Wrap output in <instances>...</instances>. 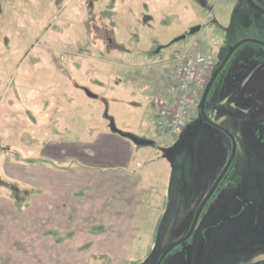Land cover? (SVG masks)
<instances>
[{"label":"rangeland","instance_id":"rangeland-1","mask_svg":"<svg viewBox=\"0 0 264 264\" xmlns=\"http://www.w3.org/2000/svg\"><path fill=\"white\" fill-rule=\"evenodd\" d=\"M141 1L0 3V197L23 206L29 191L2 169L21 165L27 171L42 164L50 166L41 155L54 143L82 142L98 131L121 132L146 141L147 145H135L144 153V165L136 176L143 182L141 190L146 199L157 202L160 194L165 195L157 242L147 263L158 264L165 247L180 236L184 220L196 215L204 189L212 186L227 163L232 140L204 122L201 115L175 140L158 135L156 96L151 101L153 91L144 94L143 84L140 86L133 77L136 72L146 77L145 73L160 64L158 71L170 72L177 50L210 54L216 65L228 51L216 46L221 34L215 20L222 24L239 17L238 12H231V6L220 7L212 0ZM186 3L191 7L188 11ZM247 19L249 26L254 21L263 26L245 30L241 36L264 41V18ZM197 23L207 29L202 35L190 34L198 28L194 27ZM183 28L189 33L187 39L175 42ZM263 52L255 44L240 48L213 94L214 101L229 97L234 110L222 107L223 119L212 117L238 143L230 183H224L215 202L219 196L225 198L234 186H243L240 194L226 211L216 212V204L211 203L192 243L163 264H186V253L195 264L202 248L205 252L200 264H264V89L260 97V88H250L255 80L252 70L264 57ZM92 66H101V72L93 75ZM87 71L91 74H85ZM237 74L239 79L252 77V81L248 86L246 80L236 92L232 83ZM127 97L134 98L130 105ZM160 161H166L168 167L163 169ZM246 161L249 165L244 168ZM35 180L30 178L37 184ZM206 222L210 230L199 234Z\"/></svg>","mask_w":264,"mask_h":264},{"label":"crops","instance_id":"crops-1","mask_svg":"<svg viewBox=\"0 0 264 264\" xmlns=\"http://www.w3.org/2000/svg\"><path fill=\"white\" fill-rule=\"evenodd\" d=\"M255 1L264 8V0ZM217 4L231 6V12H238L239 17L235 22L232 17L228 18L222 24L215 20L221 34L216 46L221 50L251 38L241 36L249 27L247 17L264 18L247 0H222ZM187 6L186 3V11L191 9ZM252 24L262 25L255 21ZM194 27L199 30L195 33L192 30L190 34L202 35L207 29L199 23ZM181 33L189 34L184 28ZM182 35L174 41L183 38ZM160 66L162 64L158 69ZM259 68L253 74L262 69ZM90 69L93 75L102 70L101 66ZM158 69L143 73L148 75L143 78L139 72L133 77L140 86L143 84L144 94L153 91L151 101L162 92L169 73ZM85 74L90 75L91 71ZM133 99L127 97L126 102L130 105ZM220 104L234 110L228 98ZM218 117L223 119L221 115ZM128 136L121 132L98 131L82 142L54 143L44 149L41 159L50 166L42 164L32 170L25 166L27 171L21 165L4 167V174L17 180L30 195L21 208L12 199L0 197V264H147L157 242L165 195L160 194L157 202L145 198L141 190L143 182L136 176L137 169L144 165V153ZM162 164L163 169L168 167L166 161ZM248 165L246 162L242 167ZM32 177L37 184L30 182ZM235 188L226 193L215 207L216 212L225 206V210L230 209L229 197L239 194Z\"/></svg>","mask_w":264,"mask_h":264},{"label":"built area","instance_id":"built-area-1","mask_svg":"<svg viewBox=\"0 0 264 264\" xmlns=\"http://www.w3.org/2000/svg\"><path fill=\"white\" fill-rule=\"evenodd\" d=\"M221 1L212 0L215 4ZM214 65L213 56L202 51L187 49L174 53L163 90L154 102L158 135L175 140L199 115Z\"/></svg>","mask_w":264,"mask_h":264},{"label":"flooded vegetation","instance_id":"flooded-vegetation-1","mask_svg":"<svg viewBox=\"0 0 264 264\" xmlns=\"http://www.w3.org/2000/svg\"><path fill=\"white\" fill-rule=\"evenodd\" d=\"M4 0H0V3H2ZM256 4H257V6L258 7H260L261 9H264L261 5H259L255 0H253ZM249 4V3H248ZM250 5V4H249ZM251 6V5H250ZM252 7V6H251ZM253 8V7H252ZM254 9V8H253ZM254 10H256V9H254ZM257 12H259V13H262V14H264L263 12H260V11H258V10H256ZM3 12H2V7H1V5H0V21H1V18H2V16H3V14H2ZM1 25V24H0ZM259 27H261V26H263V25H258ZM258 26H255V25H253V24H250V26L246 29V30H248V29H252L253 27L254 28H256V29H258V30H260V28L258 27ZM251 38H248V39H242L243 41H258L259 39H256V37H252V36H250ZM252 39V40H251ZM242 40H240V41H238L239 43H241V42H243ZM237 42V43H238ZM258 42H261V43H263L264 44V41H258ZM237 43H235L232 47H230L229 49H225L226 51H228V54H229V52H230V50L234 47V46H236L237 45ZM238 43V44H239ZM246 44H255V43H246ZM246 44H244V45H246ZM244 45H242L240 48H242ZM255 45H258V44H255ZM258 46H260V47H262L263 49H264V47L263 46H261V45H258ZM239 48V49H240ZM238 49V50H239ZM237 50V51H238ZM237 51L233 54V56L231 57V59L229 60V62L227 63V65H226V67L224 68V70L222 71V73L219 75V77H218V79H217V81L220 79V77H221V75L222 74H224V72L227 70V68H228V66H229V64L231 63V61H232V59H233V57L235 56V54L237 53ZM264 53V52H263ZM227 54V55H228ZM227 55L219 62L220 63V65H221V63L225 60V58L227 57ZM260 58V57H259ZM258 59V58H257ZM218 64V63H217ZM217 64L216 65H214V68H213V71H212V75H211V77H210V79H209V81H208V84H207V87H208V85H209V83H210V81H211V79H212V77H213V75L215 74V72L217 71V69L219 68V66L217 67ZM261 67V68H259V69H261L259 72H257V73H255L254 74V77L253 78H255V80L253 81V82H251V81H249L248 82V79L247 78H240L239 79V77L241 76V75H239V74H237L236 76H235V78H234V81H233V83H232V87L233 88H235V90H236V92H237V90H239V88H241L245 83H246V80H247V82H248V86H250V84L252 83V86H250V88H252V89H256V88H260V97H262V95H263V92H262V88L264 89V85H262V84H264V80L261 82V80H259V78H263L262 76H264V57L263 58H260L259 60H257V63L255 64V67H254V69L252 70V72L254 73L256 70H257V68L258 67ZM258 69V70H259ZM256 74H257V76H256ZM217 81H216V83H217ZM251 82V83H250ZM216 83H215V85H216ZM215 85L213 86V88H212V91H211V93H210V95H209V97H210V99H209V97H208V99H209V102L207 101V107H206V113H207V116L210 118V120L211 121H213L214 123H216L217 125H219L216 121H215V119H213V117L212 116H215V117H218V116H223V113L222 112H224V110H223V105H221L220 104V101L221 100H223V99H221L220 101H214V98H213V94H214V89H215ZM207 87H206V89H207ZM206 91V90H205ZM205 93V92H204ZM204 95V94H203ZM203 98V97H202ZM227 98H229V97H227ZM218 107V108H217ZM211 109H214V111L213 110H211ZM201 110V109H200ZM225 113V112H224ZM201 114L199 113V115L197 116V117H199ZM224 117V116H223ZM219 118V117H218ZM220 126V125H219ZM225 129V128H224ZM231 133V132H230ZM233 136V135H232ZM234 137V136H233ZM234 139H235V141H236V143H237V140H236V138L234 137ZM232 140V139H231ZM232 151H233V140H232V147H231V150H230V153H229V157H228V160H227V163L225 164V166L222 168V170L219 172V174H218V176L216 177L217 179L215 180V182L214 183H212V186L211 187H209V188H207V189H204V193L201 195V197H200V199H199V202H198V207H199V209H200V207H201V205H202V203L204 202V200L207 198V196H208V194L210 193V191L212 190V188H213V186L215 185V183L217 182V180H218V178L221 176V174L223 173V171H224V169L226 168V166H227V164H228V162H229V160H230V158H231V155H232ZM237 156H238V143H237V153H236V156H235V159H234V161H233V164H232V166L230 167V169H229V171L227 172V174H226V176L224 177V179L222 180V182H221V184H220V186L218 187V189L216 190V192L214 193V195L211 197V199L209 200V202L207 203V205L205 206V208L203 209V211H202V213H201V215H200V218L198 219V221H197V223H196V227H195V230H194V233L192 234V236L187 240V241H185V242H183L182 244H180V245H178L175 249H173V251L167 256V257H169L170 255H172V254H174L176 251H184V250H182L184 247H186L185 245H189V244H191L192 243V241H193V238H194V236H195V234H196V232H197V229H198V227H199V225H200V223H201V220H202V218H203V216H204V214L206 213V211L208 210V208L210 207V205H211V203H215L216 205H215V207L216 206H218L219 204H220V202H221V200L223 201V198L222 197H224V196H219V198H218V200H217V202H215L216 200V198H217V195H218V193H220V191H222L221 189H222V187H223V185H224V183L226 182V181H228L229 183H230V178H229V175L231 174V172L233 171V168H234V166H235V163H236V160H237ZM246 162H248L249 163V161H246ZM245 162V163H246ZM231 185V184H230ZM236 187V186H235ZM243 186H241V187H239L238 188V186L235 188L236 190H239L240 191V189L242 188ZM239 194H240V192H238ZM238 194V195H239ZM236 198V196H230L229 197V204L228 205H230L231 206V204H233V202L235 201L234 199ZM199 209H198V211H199ZM226 209V206H225V208H224V210ZM227 210H229V208L227 209ZM198 211H197V213H198ZM221 211H223V209L221 210ZM226 211V210H225ZM197 213H196V215H197ZM196 215H189V216H191V219H190V222H189V224H188V226H187V228H186V230L183 232V233H179L180 234V236L178 237V239H176V241H174V243H170L168 246H166L165 247V249H164V251H166L169 247H171L172 245H174V244H176V243H178V242H180L181 240H183V239H185L188 235H189V233L191 232V229H192V227H193V224H194V221H195V218H196ZM188 216V217H189ZM187 217V218H188ZM186 218V219H187ZM185 219V220H186ZM184 220V221H185ZM219 221H222V220H219ZM183 224V223H182ZM182 226V225H181ZM210 225H209V223H205L203 226H201L200 227V231H199V234H202V235H206V233L210 230ZM163 251V252H164ZM200 255H199V257H198V259L195 261V264H200V261H201V259H202V256H203V254H204V252H205V248H202L201 250H200ZM167 257H166V259H167ZM184 258H186V264H191V262H192V256L189 254V253H186L185 254V256H184ZM165 259V260H166ZM165 260H164V262H165ZM163 262V263H164ZM162 263V264H163Z\"/></svg>","mask_w":264,"mask_h":264},{"label":"water","instance_id":"water-1","mask_svg":"<svg viewBox=\"0 0 264 264\" xmlns=\"http://www.w3.org/2000/svg\"><path fill=\"white\" fill-rule=\"evenodd\" d=\"M247 2L256 10L260 11V12H263L264 13V9H261L260 7L257 6V4L253 1V0H247ZM199 28L195 29L194 31H192V33H195L196 31H198ZM186 36H184L183 38H181L180 40H177L175 42H180L181 40H184ZM246 43H255V44H258V45H261L264 47V44L261 43V42H258V41H243L239 44H237L236 46H234L229 54L227 55V57L225 58V60L221 63V65L219 66V68L217 69V71L215 72V74L213 75L204 95H203V98H202V101H201V106H200V114H201V117L203 118L204 122H206L207 124H209L210 126L224 132L225 134H227L228 136H230V138L233 140V151H232V155H231V158L226 166V168L224 169L223 173L221 174V176L218 178L217 182L215 183V185L213 186L212 190L210 191V193L208 194L207 198L204 200V202L202 203L197 215H196V218H195V221H194V224H193V227L191 229V232L189 233V235L181 240L180 242L172 245L171 247H169L166 251L163 252L158 264H162L164 262V260L166 259V257L173 251V249H175L178 245L182 244L183 242L187 241L191 236L192 234L194 233V230H195V227H196V223L198 221V219L200 218V215L203 211V209L205 208V206L207 205V203L209 202V200L211 199V197L214 195V193L216 192V190L218 189V187L220 186L222 180L224 179V177L226 176L227 172L229 171L230 167L232 166L233 164V161L235 159V156H236V153H237V143L234 139V137L227 131L225 130L224 128H222L221 126L217 125L216 123H214L213 121L210 120V118L207 116V113H206V107H207V101H208V97L212 91V88L213 86L215 85L219 75L222 73V71L224 70V68L226 67L227 63L229 62V60L231 59V57L233 56V54L244 44ZM131 140L139 145V146H144V145H147L148 143L146 141H141L140 139L136 138V137H131ZM190 219H191V216H189L182 224V226L180 227L179 229V233H183L189 222H190Z\"/></svg>","mask_w":264,"mask_h":264},{"label":"trees","instance_id":"trees-1","mask_svg":"<svg viewBox=\"0 0 264 264\" xmlns=\"http://www.w3.org/2000/svg\"><path fill=\"white\" fill-rule=\"evenodd\" d=\"M220 65V63H218L217 64V67ZM211 96V95H210ZM209 99H210V97H209ZM209 99H208V102H209ZM128 137H130V136H128ZM19 208H21V206H19Z\"/></svg>","mask_w":264,"mask_h":264}]
</instances>
